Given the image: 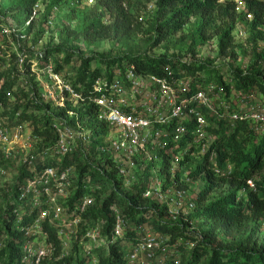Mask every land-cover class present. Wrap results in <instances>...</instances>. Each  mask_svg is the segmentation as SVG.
Masks as SVG:
<instances>
[{
    "label": "trees",
    "instance_id": "1",
    "mask_svg": "<svg viewBox=\"0 0 264 264\" xmlns=\"http://www.w3.org/2000/svg\"><path fill=\"white\" fill-rule=\"evenodd\" d=\"M37 1L22 0L17 6L18 9L30 8V16L31 9ZM80 1L54 0L51 12L53 13L54 8L57 11L56 4L71 6L72 2L81 3ZM241 2L242 7L237 9V0H157V7L161 8L165 20L159 26L155 46L166 41L169 35L179 32L190 17L200 19L199 28L193 36L192 48L186 53L192 57L195 55L194 46L204 44L207 29L214 25L218 18L228 20L233 26L223 31L219 30L217 55L233 57V33L236 29L234 23L238 17L243 20L246 15H251V19L246 21L249 39L253 44H262V49L253 57L252 69L255 73H246L239 66H235L230 69L227 81L207 65L182 62L180 57L165 56L157 59L141 56L112 59L93 56L80 62L74 77L66 78L62 77V70L68 63V52L63 60V66L55 57L59 52L58 47L45 48L33 54L32 50L24 51L21 38H15L19 54L24 57V64L21 72L15 64L8 72H2L0 64V107L8 108L11 105L9 101L11 98L14 102L10 112L0 114V117L4 118L0 125L10 128L14 125L27 124L32 136L38 138L39 142L36 151L18 168L11 186L4 194V206L0 209V264H25L22 262L20 249L24 243L36 240L51 249L50 261H43L41 264H89L90 259L96 264H128L126 252L140 244L141 226H146L157 235L168 237L165 244L169 248L166 255H163L164 258L160 260L162 264H175L176 254L179 264H264V232L258 235L255 230L264 227V133L254 130L253 123L242 116L231 123L227 115L234 111L224 101L228 99L233 89L245 91L254 88L264 96V2L262 0ZM85 5L90 8L86 18L88 22L79 34L81 36L89 39L101 38L105 36L106 30L114 28L112 25L124 35L130 34L131 31H140L141 25L135 22L129 12L127 0H93L92 4ZM9 9L13 8L0 12V17ZM104 15L108 16V20H112V25L105 26L102 23ZM30 26L25 28L27 29L25 34L28 33ZM14 59L15 54H11L10 61ZM33 59L39 68L50 62L53 66L52 72L60 75L62 80L65 78L63 81L66 80V84L85 102L93 95L92 86L95 80L103 77L104 70L114 66L122 70L124 66L132 65L137 73L156 76L165 75L167 68L171 75L187 78L192 92L196 90L195 87L204 89L209 85L219 90V97L223 96L224 103L221 101V106L214 107L222 116H206L209 123L206 130L212 136V141L201 163L187 173L190 180L201 177L204 181L202 191L194 200L196 208L190 213L193 221L200 222L199 232H188L185 225L170 223L164 204L149 201L142 196L146 188L142 182L129 186L131 191L126 193L127 187L116 177L115 169L107 163L106 158L97 160L93 152L87 154L76 152L61 159L53 153L42 155L43 151L53 148L57 142V135L47 127L54 118H61L68 124L78 121L93 138L105 134L106 128L105 125L93 121L95 108L91 104H77L76 107H72L65 101L64 108H54L50 104L42 103L38 83L34 76L29 75V62ZM181 71L184 74H179ZM105 77L110 78L111 75ZM21 79L27 81V90L21 88ZM210 82H214L216 86ZM223 106H226L227 110ZM67 111L73 113L70 118L66 114ZM16 113L18 116L12 123ZM98 143L94 140L90 147L93 148ZM171 150V153L168 150H158L156 152L158 159L145 164L141 175L149 176L150 170L155 168L156 175L164 180V187L171 186L172 160L176 153V150ZM210 155L213 157L212 163L207 162ZM57 160H60V163H57ZM186 161L187 158H184L177 169L182 168ZM213 164L220 169L217 175L212 172ZM224 166L230 168L228 172L222 171ZM45 167L74 170L70 176L71 195L62 204L66 212H72L85 197L93 198L95 201L93 207L78 216L80 220L77 225L78 231L67 254L64 253L65 246L57 234V228L71 217L58 219L46 217L37 228H32L43 207L28 209L27 197L19 201L24 186ZM173 173V180L178 182V172ZM247 181L253 182V190L247 189ZM182 185L184 184L179 183L178 188L181 189ZM221 187H225L223 196L208 201L209 195ZM242 190H245V194L237 201ZM114 209L126 223L121 236L115 239L112 237ZM95 225L100 227L101 238L97 244H89L85 229L94 228ZM189 245L191 249L187 252Z\"/></svg>",
    "mask_w": 264,
    "mask_h": 264
},
{
    "label": "built area",
    "instance_id": "2",
    "mask_svg": "<svg viewBox=\"0 0 264 264\" xmlns=\"http://www.w3.org/2000/svg\"><path fill=\"white\" fill-rule=\"evenodd\" d=\"M262 1L264 2V0ZM80 2L92 4L93 0H81ZM241 3V0H237V9L242 7ZM77 4L78 2H72L71 6ZM37 8L38 5L35 4L31 9L25 28L36 17ZM55 10L54 8L52 11ZM246 19L250 20L251 15H246ZM47 23V25L51 24L50 21ZM13 33L14 31L5 25L0 17V38L15 37ZM238 34L242 35L243 32L238 30ZM15 38L23 40L25 34H18ZM32 52L33 54L38 53L33 49ZM8 57L10 55L7 56L0 50V59ZM13 63L21 72L24 57L21 54H16ZM52 67L50 62L43 68H39L34 59L29 62V75L34 76L38 83L41 102L50 104L54 108H64L65 101L72 107H76L77 104H91L95 108L93 121L105 125L106 132L98 138H93L78 121L68 124L61 118H54L47 127L57 135V142L53 148L43 151L42 155L47 156L53 153L61 159L76 152L81 154L93 152L97 160L107 159V163H110L115 169L116 177L120 178L128 189L129 186L142 182L146 186L142 196L149 201L164 204L170 223L174 224L180 220V217H186L192 213L196 208V203L189 199L185 190L178 188L179 183L191 185V180L186 175L185 178L178 179L176 182L173 180V171L184 158H187L184 165H189L186 168V173L201 163L207 147L212 141V136L206 130L209 127L206 116H222L216 112L217 109L214 107L222 105L219 90L209 85L204 89L195 87L196 90L192 92L187 78L171 75L167 68L165 75L156 76L137 73L132 65L124 66L122 70L114 66L104 70L103 77L95 80L92 86L93 95L88 97L85 102L68 84L63 82L60 75L52 72ZM108 74L111 75L110 78L105 77ZM179 74H184V72L181 71ZM21 82V88L27 90V81L21 79ZM52 86L57 90L56 96L51 91ZM223 108L227 110L226 106ZM263 108L264 100L259 106V109ZM204 109L210 112L205 115ZM66 114L68 118L73 115L71 111H67ZM17 116L16 113L14 119ZM240 116L250 120L254 130L264 133V116L259 110L246 114L234 111L228 114L227 118L233 123ZM24 134L27 136L25 137ZM26 139H29V142L34 146L39 142L38 138L32 136L29 127H27V133H24L22 125H14L10 128L0 125V154L7 157L13 146L24 147L21 143ZM94 140L99 143L91 148L90 144ZM171 149L176 150L172 160L171 186L164 187V180L156 175L155 168L150 170L149 176L141 175L145 164L158 159L156 153L158 150H168L171 153ZM195 160L197 161L194 164ZM207 162H213L212 155L209 156ZM211 169L215 175L220 173V169L214 164ZM222 169L223 172H228L230 168L224 166ZM73 172V169L58 170L53 167H45L24 186L19 198V201L25 200L26 197L29 199L28 209L43 207L32 228H37L46 217L54 219L71 217L57 228V234L61 237L64 246L72 242L78 231L77 225L80 222L78 216L95 204L93 198L85 197L72 212L68 213L62 204L56 202L59 196L65 198L63 204L70 197L72 186L70 176ZM246 184L248 190L254 189L252 181H247ZM244 194L245 190H242L237 201ZM113 215L112 237L115 239L121 236L126 223L115 209ZM139 232L142 235L141 242L126 252L127 263L135 264L138 257H141L147 264H162L161 261H154L155 254L162 250L168 237L157 235L146 226L139 227ZM85 236L88 238L89 244H97L101 238L100 227L95 225L94 228H86ZM190 247L189 245L188 248ZM20 252L22 262L25 264H41L43 261L51 259V249L47 248L43 242L38 243L37 240L24 243ZM174 260L175 264H179L177 254L174 256ZM89 264L96 263L90 259Z\"/></svg>",
    "mask_w": 264,
    "mask_h": 264
},
{
    "label": "rangeland",
    "instance_id": "3",
    "mask_svg": "<svg viewBox=\"0 0 264 264\" xmlns=\"http://www.w3.org/2000/svg\"><path fill=\"white\" fill-rule=\"evenodd\" d=\"M22 0H0V12L8 8L1 16L2 22L9 26L14 31V36L18 34H25L27 29L26 21L29 16V9H18V4ZM54 0H38L36 17L30 22V28L22 43L24 51L36 50L41 51L42 49L49 47H58L59 52L56 54V59L59 64H63V60L67 54V65L62 70V77H74L76 70L83 59L100 56L101 58H117V57H146V58H159L165 56L167 58H178L182 61L193 62V64L207 65L209 69L220 73L223 80L227 81L229 78V71L232 67L239 66L246 73H255L252 69L253 57L256 52L262 49V44H253L249 39V33L246 21L248 19L241 20L239 17L234 23L236 28L233 33V45L234 51L233 57H218L217 55V41L220 37L219 30L222 31L233 26L231 23L222 18L215 20L214 25H211L206 31V39L204 44L194 46L195 55L192 57L186 54L192 47L193 36L200 25V19L198 17H190L183 28L176 34L169 35L166 41H163L158 46L154 43L157 40V33L159 26L164 22L165 17L162 16L161 8L157 7V0H127L129 12L133 15L135 22L141 25L140 31H131L130 34H121L116 30L115 26L112 25V20H108V16L104 15L102 23L105 26L111 24L114 28L106 30L105 36L101 38L89 39L79 35L83 26L87 24V15L89 12L88 6L83 3H78L72 7L68 4H56L57 11L51 12L52 2ZM55 4V3H54ZM160 11V12H159ZM48 21L51 22L47 25ZM238 30L243 32L242 35L238 34ZM72 32L73 34H71ZM17 34V35H15ZM121 34V35H120ZM15 37L0 38V50L8 55L19 54L18 45ZM199 40V39H198ZM1 71L8 72L13 61H10V57L2 59ZM201 76L203 72H201ZM65 79V78H64ZM63 79V80H64ZM66 83V80L63 81ZM210 84L215 85L214 82ZM53 88V86H52ZM53 95L56 96L57 90L54 87L51 89ZM41 94V91H39ZM41 96V95H40ZM223 96L220 98V103ZM264 96H262L256 89L250 88L245 91H239L233 89L227 100L224 99L227 106H230L234 111L241 114H246L251 111L259 110L264 116V108L259 109L262 104ZM10 106L6 109L0 107V114L2 112H10L14 105L13 98L10 100ZM224 101H222L224 103ZM210 112L205 110V115ZM36 115L35 112H33ZM4 118L0 117V122H3ZM15 119L12 123H14ZM24 128V133H27V124H21ZM26 137L27 134H24ZM24 147L13 146L9 151V155L6 157L0 154V209L3 208L5 197L4 194L6 189L11 186V182L17 174L18 168L25 162V160L36 151L34 146L29 139L24 140L22 143ZM20 144V145H21ZM19 146V145H18ZM30 147V148H29ZM197 160H195L194 164ZM60 163V160H57ZM189 166V165H188ZM184 165L182 168L177 167L174 171L178 172L179 180L185 178L186 168ZM203 179L200 177L191 180V185H182V190H185L186 195L190 200H195L197 195L203 189ZM225 187L217 188L208 197V201L214 200L223 196ZM130 189H125L126 193H130ZM65 198L62 196L57 197L56 202L63 204ZM192 214L186 217H180V220L175 224L185 225L188 232H199L201 228L200 222L191 218ZM77 230V229H76ZM258 235H262L264 227L261 226L257 229ZM72 243L67 244L64 247V253L71 249ZM164 247V249H163ZM162 250L156 255L157 261L164 258L167 253V244H164ZM1 249V247H0ZM190 248H187L189 252ZM160 250V249H159ZM164 255V256H163ZM135 264H147V262L138 257Z\"/></svg>",
    "mask_w": 264,
    "mask_h": 264
}]
</instances>
